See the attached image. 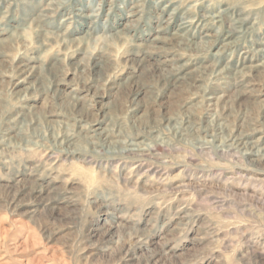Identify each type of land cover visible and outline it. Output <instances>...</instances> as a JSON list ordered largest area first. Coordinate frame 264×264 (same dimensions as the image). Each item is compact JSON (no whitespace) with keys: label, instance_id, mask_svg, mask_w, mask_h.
Returning a JSON list of instances; mask_svg holds the SVG:
<instances>
[{"label":"rangeland","instance_id":"1","mask_svg":"<svg viewBox=\"0 0 264 264\" xmlns=\"http://www.w3.org/2000/svg\"><path fill=\"white\" fill-rule=\"evenodd\" d=\"M263 152L264 0H0V264H264Z\"/></svg>","mask_w":264,"mask_h":264},{"label":"bare ground","instance_id":"2","mask_svg":"<svg viewBox=\"0 0 264 264\" xmlns=\"http://www.w3.org/2000/svg\"><path fill=\"white\" fill-rule=\"evenodd\" d=\"M232 26V25H231ZM233 27V26H232ZM234 29V28H233ZM99 63H96V65H98ZM213 69V68H211ZM218 70V69H217ZM258 70V69H257ZM164 73V72H163ZM238 145V144H237ZM256 153V152H255ZM264 155V152L262 153ZM254 159V158H253ZM254 161V160H253ZM255 162V161H254ZM259 162V161H258Z\"/></svg>","mask_w":264,"mask_h":264}]
</instances>
